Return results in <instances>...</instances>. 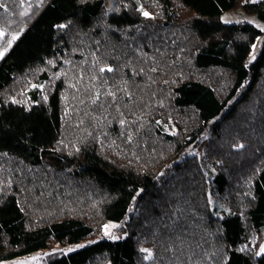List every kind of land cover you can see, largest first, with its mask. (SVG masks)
Segmentation results:
<instances>
[{
  "label": "trees",
  "instance_id": "16d2710c",
  "mask_svg": "<svg viewBox=\"0 0 264 264\" xmlns=\"http://www.w3.org/2000/svg\"><path fill=\"white\" fill-rule=\"evenodd\" d=\"M0 7V263L264 264V0Z\"/></svg>",
  "mask_w": 264,
  "mask_h": 264
},
{
  "label": "rangeland",
  "instance_id": "374dc122",
  "mask_svg": "<svg viewBox=\"0 0 264 264\" xmlns=\"http://www.w3.org/2000/svg\"><path fill=\"white\" fill-rule=\"evenodd\" d=\"M221 20L224 23L247 22L249 24L254 25L258 29H260L264 35V21L257 19L255 16L247 15L241 9L231 10V11L225 12L221 16ZM225 21H227V22H225ZM263 35L259 36L257 38L255 44L253 45L250 60H253L256 57L257 52L260 49V46L262 44ZM120 226H121L120 224L106 223L103 227L101 236L104 238L112 239V240H117V239L123 238L124 234L122 233V230H120ZM85 244H86V242H82V243L74 244V245H67V246L57 245L51 251L39 250V251H36V252L29 254L27 256L20 257L17 259H13L10 261L1 262L0 264H42V259L46 255H48L52 252H61L64 254H69L71 252H74V251L82 248ZM262 247H264V244ZM69 249H72V250L69 251ZM143 249H146V248H143ZM144 253L148 257V252H144Z\"/></svg>",
  "mask_w": 264,
  "mask_h": 264
},
{
  "label": "snow or ice",
  "instance_id": "6c2138e0",
  "mask_svg": "<svg viewBox=\"0 0 264 264\" xmlns=\"http://www.w3.org/2000/svg\"><path fill=\"white\" fill-rule=\"evenodd\" d=\"M245 2H247V0H245ZM253 2H255V0H253ZM143 15L147 17L150 14L148 12H143ZM225 22H227V21H225ZM61 27H63V26H61ZM14 39H15V37H14ZM3 55H4V53L0 52V57H2ZM106 70L109 71V72L113 71L112 68H107ZM100 71L103 72V71H105V69L101 68ZM109 94L111 95L112 93H109ZM98 98H99V93H97V99ZM240 147L242 148L243 145H240ZM71 250L72 249H69V251H71ZM141 251L148 252V257H146V258H151L152 254H151V252L148 249H141ZM261 254H264V247H261L260 251L257 253V255H261Z\"/></svg>",
  "mask_w": 264,
  "mask_h": 264
}]
</instances>
